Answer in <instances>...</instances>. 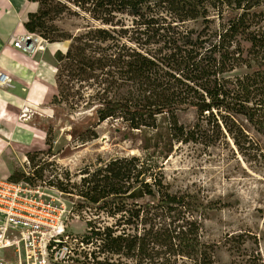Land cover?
<instances>
[{
	"label": "trees",
	"instance_id": "obj_1",
	"mask_svg": "<svg viewBox=\"0 0 264 264\" xmlns=\"http://www.w3.org/2000/svg\"><path fill=\"white\" fill-rule=\"evenodd\" d=\"M28 1L37 10L28 13L27 32L48 42L71 40L66 51L54 53L51 103L54 109L90 108L87 127L73 124L72 136L94 138L92 123L116 120L122 139L138 140L142 152L109 157L82 169L77 182L70 184L65 174L67 184L56 183L112 218L101 226L99 217L87 220L83 241L97 244L104 256L96 264H115V255L118 264H216L217 244L203 239L211 201L188 189L171 190L161 160L177 143L210 146L230 137L248 149L256 145L250 129L264 137V0ZM63 15L85 16L96 25L73 36L53 23ZM198 19L200 28L188 26ZM76 82H85L87 91L73 89ZM189 109L194 120L181 122L177 111ZM30 124L45 132L48 146L26 152L35 162L50 153V128ZM43 169H33L36 177ZM17 175L9 178L23 176ZM242 236L226 234L223 245L237 250Z\"/></svg>",
	"mask_w": 264,
	"mask_h": 264
},
{
	"label": "rangeland",
	"instance_id": "obj_2",
	"mask_svg": "<svg viewBox=\"0 0 264 264\" xmlns=\"http://www.w3.org/2000/svg\"><path fill=\"white\" fill-rule=\"evenodd\" d=\"M53 23L73 36L96 25V22L85 16L72 15L60 16ZM187 24L190 27H201L200 19ZM31 38L40 40L38 34H33ZM40 42L43 49L35 52L37 59H42V65L52 70L55 81L58 62L54 53L57 49L66 51L71 40L48 42L42 39ZM42 83H49L47 77L43 76ZM104 84L107 86V83ZM85 85V82H76L73 89L79 86L78 91L84 93L87 91ZM110 89L115 90L116 85H111ZM19 93L22 102H26V105H22L23 112L6 122L16 124L23 120L49 127L51 150L49 155H37L36 163L29 162L26 152L48 149L45 132L42 130L40 148L19 144L14 138L12 148L7 145L0 151V176L9 178L13 172L16 176L23 174L20 179L29 176L31 184L41 185L46 195L55 196L59 208L57 225L63 228V233L60 236L62 242L59 243L57 260L53 264H74L76 258L96 264V260H103L104 256L100 254L97 244L83 241V236L88 234L87 220L99 217L102 221L97 224L101 226L103 223H111L112 218L97 211L93 205H84L78 196L59 190L56 183L59 180L67 184L65 174L69 175L70 184L77 182L82 176V169L93 168L101 160L118 154L141 155L142 152L136 148L139 141L122 139L116 120L92 123L89 127L94 129V138L86 140L82 135L74 137L70 133L71 126L77 123L83 130L87 127L86 122L91 114L89 107L54 109L52 97L46 100L43 97L32 105L26 100L25 92ZM177 115L181 122L187 123L194 120L195 111H177ZM250 135L256 141L254 148L239 149L230 137L210 146L190 141L177 143L174 151L161 160V171L171 190L188 189L196 192L203 202L211 201L212 207L206 210L207 215L203 221V239L217 244L216 264H254L253 261L255 264H264V137L254 129H250ZM40 167H44L43 176L38 178L33 169ZM67 188H71V185ZM237 233L243 234L240 241L244 242L237 250L230 251L223 245L225 235ZM89 252H93L96 257L92 259ZM110 261L118 264V256H112Z\"/></svg>",
	"mask_w": 264,
	"mask_h": 264
},
{
	"label": "built area",
	"instance_id": "obj_3",
	"mask_svg": "<svg viewBox=\"0 0 264 264\" xmlns=\"http://www.w3.org/2000/svg\"><path fill=\"white\" fill-rule=\"evenodd\" d=\"M28 35L10 41L29 52L33 48L26 43ZM9 84V76L0 68V86ZM58 215L55 196L46 195L41 185L0 176V264H53L63 233Z\"/></svg>",
	"mask_w": 264,
	"mask_h": 264
},
{
	"label": "crops",
	"instance_id": "obj_4",
	"mask_svg": "<svg viewBox=\"0 0 264 264\" xmlns=\"http://www.w3.org/2000/svg\"><path fill=\"white\" fill-rule=\"evenodd\" d=\"M36 10V2L0 0V68L10 78L9 85L0 86V151L7 145L12 148L14 138L19 144L40 148L42 129L23 120L16 124L6 121H12L23 112L22 105H26V102H22L19 92H25L26 100L33 105L43 97L45 100L52 97L56 89L52 70L42 65V59H37L35 52L38 50L23 52L10 41L13 36L33 35L27 32L24 22L28 13ZM43 76L49 80L47 85L42 83Z\"/></svg>",
	"mask_w": 264,
	"mask_h": 264
},
{
	"label": "bare ground",
	"instance_id": "obj_5",
	"mask_svg": "<svg viewBox=\"0 0 264 264\" xmlns=\"http://www.w3.org/2000/svg\"><path fill=\"white\" fill-rule=\"evenodd\" d=\"M40 41H42L41 38H40V40L38 39L37 41L32 39L31 43L29 44V48H33L35 50L43 49V47L41 45L42 43ZM53 94H55V92ZM24 111H27V109H24Z\"/></svg>",
	"mask_w": 264,
	"mask_h": 264
},
{
	"label": "water",
	"instance_id": "obj_6",
	"mask_svg": "<svg viewBox=\"0 0 264 264\" xmlns=\"http://www.w3.org/2000/svg\"><path fill=\"white\" fill-rule=\"evenodd\" d=\"M31 40H32L31 36H30V35H28V36H27V38H26V43H27V44H28V43H30V42H31Z\"/></svg>",
	"mask_w": 264,
	"mask_h": 264
}]
</instances>
